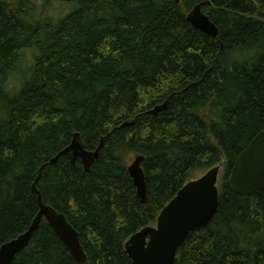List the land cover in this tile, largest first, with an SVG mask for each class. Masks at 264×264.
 I'll return each instance as SVG.
<instances>
[{
    "label": "trees",
    "instance_id": "trees-1",
    "mask_svg": "<svg viewBox=\"0 0 264 264\" xmlns=\"http://www.w3.org/2000/svg\"><path fill=\"white\" fill-rule=\"evenodd\" d=\"M200 2L216 37L187 21ZM263 128L264 0H0V245L36 215L35 184L86 254L75 261L43 219L11 264H134L128 237L220 163L217 211L175 264H264V193L229 183ZM75 132L88 150L102 140L88 171L66 155L48 162ZM139 154L145 203L127 171Z\"/></svg>",
    "mask_w": 264,
    "mask_h": 264
},
{
    "label": "water",
    "instance_id": "water-1",
    "mask_svg": "<svg viewBox=\"0 0 264 264\" xmlns=\"http://www.w3.org/2000/svg\"><path fill=\"white\" fill-rule=\"evenodd\" d=\"M209 3V2H207ZM205 2L196 4L187 15V21L200 32L216 37L217 26L203 11ZM164 103L155 105L151 114H158L166 108ZM132 123V122H131ZM129 124V123H125ZM102 140L95 150L85 148L79 132H75L69 145L48 162L55 163L66 155L72 164L77 158L88 171L99 156ZM143 155H135L127 167L128 174L142 203L146 201V184L142 168ZM45 164L38 170L40 175ZM220 165L208 168L201 176L187 181L159 212L155 225H147L132 233L124 243V249L134 264H175L177 249L195 229L213 218L217 211L219 192L217 180ZM229 183L231 189L241 195L264 193V128L260 130L236 157L231 168ZM32 190L37 194L38 211L27 229L0 245V264H11L15 256L24 250L33 233L44 219L54 234L62 241L71 257L85 262L86 254L79 241V234L67 221L65 215L41 200L35 184Z\"/></svg>",
    "mask_w": 264,
    "mask_h": 264
},
{
    "label": "rangeland",
    "instance_id": "rangeland-1",
    "mask_svg": "<svg viewBox=\"0 0 264 264\" xmlns=\"http://www.w3.org/2000/svg\"><path fill=\"white\" fill-rule=\"evenodd\" d=\"M65 11H66V7H62L60 5V3L56 2V1H54L53 4L51 6H49V14H51L54 17L62 15ZM29 64H30V58L24 63V68H22V69L26 70L27 67L29 66ZM14 80H15V78H14ZM14 80L10 81V83H9L10 85H8V87H11L13 85ZM14 83H15V81H14ZM132 159H133V157L131 156L129 159V162ZM203 173H204V171L203 172H194L192 177L197 178V177L201 176ZM221 174H222V170L218 175V181H217L218 186H220Z\"/></svg>",
    "mask_w": 264,
    "mask_h": 264
},
{
    "label": "flooded vegetation",
    "instance_id": "flooded-vegetation-1",
    "mask_svg": "<svg viewBox=\"0 0 264 264\" xmlns=\"http://www.w3.org/2000/svg\"><path fill=\"white\" fill-rule=\"evenodd\" d=\"M248 145V144H247ZM218 165H220V170H219V172H221V170L223 169V163H220V164H218ZM232 168V167H231ZM230 172H231V169H230ZM229 177H230V175H229Z\"/></svg>",
    "mask_w": 264,
    "mask_h": 264
},
{
    "label": "bare ground",
    "instance_id": "bare-ground-1",
    "mask_svg": "<svg viewBox=\"0 0 264 264\" xmlns=\"http://www.w3.org/2000/svg\"><path fill=\"white\" fill-rule=\"evenodd\" d=\"M82 165V164H81Z\"/></svg>",
    "mask_w": 264,
    "mask_h": 264
}]
</instances>
